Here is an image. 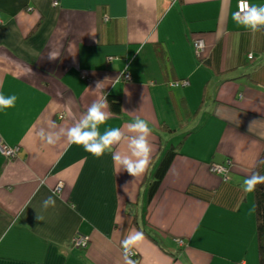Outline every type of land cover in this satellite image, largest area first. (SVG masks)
I'll return each mask as SVG.
<instances>
[{
    "label": "crops",
    "instance_id": "1",
    "mask_svg": "<svg viewBox=\"0 0 264 264\" xmlns=\"http://www.w3.org/2000/svg\"><path fill=\"white\" fill-rule=\"evenodd\" d=\"M237 2L0 0V93L17 97L0 110V139L20 147L14 159L0 153V264H124L129 229L144 234L136 264L259 263L253 192L240 186L264 153V31L235 24ZM106 77L121 78L103 94L125 111L110 106L101 130L136 117L152 129L151 161L136 178L110 153L37 135L70 127ZM171 147L178 154L149 203L150 165ZM217 163L228 182L211 171ZM77 235L86 249L73 246Z\"/></svg>",
    "mask_w": 264,
    "mask_h": 264
},
{
    "label": "clouds",
    "instance_id": "2",
    "mask_svg": "<svg viewBox=\"0 0 264 264\" xmlns=\"http://www.w3.org/2000/svg\"><path fill=\"white\" fill-rule=\"evenodd\" d=\"M232 20L237 26L243 27L251 32L264 30V5L250 4L249 0H238L237 10L232 13ZM50 59H55V54H51ZM121 78L115 79L106 77L103 81H96L94 88H88L92 93L100 92L101 95L94 100L84 111L78 120L68 128H60L58 131H46L41 128L37 135L41 143L54 145L62 138L69 144H74L83 148V150L95 158H101L104 154L110 153L113 165L118 170L126 172L129 176L136 178L143 175L149 167L151 161L152 146L149 141L152 129L149 122L140 117H136L127 122L123 127H104L101 126L111 118L113 113L110 111V105L103 89L107 82L118 84ZM171 86H177L173 83ZM17 97L15 95L5 96L0 93V110L11 108L15 105ZM122 111H125L122 109ZM130 111V112H134ZM56 128L54 123L49 126ZM126 144L127 152L118 150V146ZM115 149V150H114ZM258 165L264 166V159L258 161ZM215 170L224 177L225 182L231 179L228 169L217 163ZM129 183L126 182L124 188ZM258 185H264V175L260 172H253L246 177L242 184L241 190L244 193L255 191ZM54 195L48 196L42 206L46 209L55 206ZM39 221L40 215L36 216ZM144 240V234L136 229H129L127 235L120 241V247L123 253L124 264H136L132 259L134 249Z\"/></svg>",
    "mask_w": 264,
    "mask_h": 264
},
{
    "label": "trees",
    "instance_id": "3",
    "mask_svg": "<svg viewBox=\"0 0 264 264\" xmlns=\"http://www.w3.org/2000/svg\"><path fill=\"white\" fill-rule=\"evenodd\" d=\"M108 101L110 103L112 112L115 115H121L122 101L120 97L109 95ZM177 154V147H171L167 149L162 148L159 151L158 156L151 163L148 173L149 175L143 185V187L147 188V202L151 203L156 196L158 190L162 186L166 174L168 173L173 159ZM261 159H264V153ZM255 172H260L262 175H264V166L258 165L255 169ZM253 202L256 218L258 264H264V185H258L255 191H253Z\"/></svg>",
    "mask_w": 264,
    "mask_h": 264
},
{
    "label": "built area",
    "instance_id": "4",
    "mask_svg": "<svg viewBox=\"0 0 264 264\" xmlns=\"http://www.w3.org/2000/svg\"><path fill=\"white\" fill-rule=\"evenodd\" d=\"M54 5H55V6H58L59 3H58V2H55ZM204 48H205V45H204V42H203L202 40H199V41H197V42L195 43V49H196L197 52H201V51H203ZM125 78H126L127 80H130L131 77H130L129 74H126V75H125ZM175 84L177 85V86H175V87H178V86H180V85H187L186 82L175 83ZM60 118L63 119V116H61ZM19 151H20V147H10V146H7V145H5V144L2 142V140L0 139V153H1L4 157H6V158H8V159H14V158L17 157ZM214 165H215V164H213V165L211 166V171H212L213 173L219 174V171L214 169V167H213ZM223 167H224V168H227V167L224 166V165H223ZM179 241H180V242H179V245H180V246H184V245H185V243L183 242V240H179ZM72 244H73L74 247H77V248H80V249H86V248L88 247V245H89V238H88V237H85V236H83V235H77L76 237L73 238V240H72ZM134 253H135V254H134V256L132 257V259H133V258L135 259V258H137V256H138V252H137V251L134 250Z\"/></svg>",
    "mask_w": 264,
    "mask_h": 264
},
{
    "label": "bare ground",
    "instance_id": "5",
    "mask_svg": "<svg viewBox=\"0 0 264 264\" xmlns=\"http://www.w3.org/2000/svg\"><path fill=\"white\" fill-rule=\"evenodd\" d=\"M180 241H178V244H179ZM184 242V241H183ZM185 243V242H184Z\"/></svg>",
    "mask_w": 264,
    "mask_h": 264
}]
</instances>
